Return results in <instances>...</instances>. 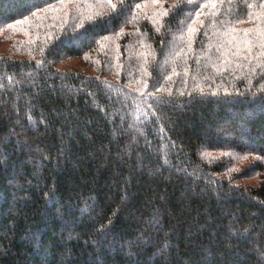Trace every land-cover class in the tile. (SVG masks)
<instances>
[{"label":"trees","instance_id":"trees-1","mask_svg":"<svg viewBox=\"0 0 264 264\" xmlns=\"http://www.w3.org/2000/svg\"><path fill=\"white\" fill-rule=\"evenodd\" d=\"M112 3L0 0V264H264V2Z\"/></svg>","mask_w":264,"mask_h":264},{"label":"snow or ice","instance_id":"snow-or-ice-1","mask_svg":"<svg viewBox=\"0 0 264 264\" xmlns=\"http://www.w3.org/2000/svg\"><path fill=\"white\" fill-rule=\"evenodd\" d=\"M262 2H264V0H262ZM108 3H109V5H110V7L113 9V11H116V10H117V5L114 4V3H112V0H108ZM123 7H124V5L121 4V8H123ZM137 7L139 8L140 6L137 5ZM164 15H168V13L165 11V12H164Z\"/></svg>","mask_w":264,"mask_h":264},{"label":"rangeland","instance_id":"rangeland-1","mask_svg":"<svg viewBox=\"0 0 264 264\" xmlns=\"http://www.w3.org/2000/svg\"><path fill=\"white\" fill-rule=\"evenodd\" d=\"M75 4H76V3H75ZM75 4H74V5H75ZM77 4H79V3H77Z\"/></svg>","mask_w":264,"mask_h":264}]
</instances>
